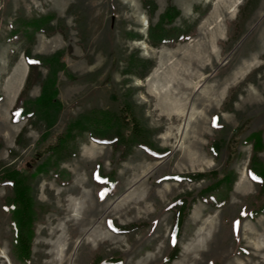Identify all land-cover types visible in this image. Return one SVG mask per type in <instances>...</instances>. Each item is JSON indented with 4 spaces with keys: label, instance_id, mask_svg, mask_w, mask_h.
Returning a JSON list of instances; mask_svg holds the SVG:
<instances>
[{
    "label": "rangeland",
    "instance_id": "1",
    "mask_svg": "<svg viewBox=\"0 0 264 264\" xmlns=\"http://www.w3.org/2000/svg\"><path fill=\"white\" fill-rule=\"evenodd\" d=\"M151 1L148 16L142 0H0V173L34 172L43 132L51 142L72 118L95 109L117 113L125 104L150 149L163 155L152 158L133 145L121 159L119 149L76 136L75 156L60 163L69 182L51 173L32 181L41 207L25 264H264V213L257 212L264 192L247 173L253 159L264 166V0ZM168 5L180 14L169 28L188 32L183 41L152 46L148 27ZM44 16L56 29L28 40L23 23ZM24 51L59 53L69 72L56 74L61 109L47 131L36 116L10 120L28 71L13 79L26 64ZM141 60L151 63L145 77L127 73ZM24 95L36 98L39 86ZM251 134L261 151L245 141ZM98 166L114 180L108 191L95 182ZM190 173L207 176L168 179ZM227 174L234 180L224 205L197 198ZM185 194L190 207L174 241L171 205ZM10 195L1 185L0 264H21L11 255V220L2 206ZM124 226L126 233L113 229Z\"/></svg>",
    "mask_w": 264,
    "mask_h": 264
},
{
    "label": "trees",
    "instance_id": "2",
    "mask_svg": "<svg viewBox=\"0 0 264 264\" xmlns=\"http://www.w3.org/2000/svg\"><path fill=\"white\" fill-rule=\"evenodd\" d=\"M141 4L147 15L151 16L155 10L153 1L142 0ZM179 15V11L171 5L164 9L157 22L148 27L147 37L150 45L159 46L185 39L189 27H185L182 30L169 28ZM51 19L52 16H44L24 22L22 27L20 25V29L24 31L27 39L30 40L31 35L35 32L48 33L56 29L49 26ZM20 29H14L11 35H15ZM59 31H61V28H59ZM23 56L28 71L23 89L18 94L10 110V120L12 122L28 121L36 116L46 128L45 131H47L56 123L61 109V104L57 100L56 74L57 72H63L67 77H70L69 72L64 63L60 61L59 53L43 57L39 55L32 56L28 51H24ZM128 65L132 67L133 62H129ZM39 67H43L46 70L45 75L41 74ZM150 67V62L141 60L137 64V70L131 69L127 73H131L137 78H143ZM34 84L39 86V95L34 99L25 97L24 93ZM83 133H86L88 138L95 143L109 144L115 150L119 149L121 151V159L128 154L133 145L142 148L152 158L163 156L150 149L145 138H143L142 128L130 113L128 104L119 107L117 113H108L98 109L84 112L67 122L63 131L51 142H46L47 137L43 132L37 142V149L34 151L32 158V161L37 163L34 172L23 173L12 169L4 170L0 173V186L7 185L11 189V195L5 197L2 202V206L9 213L11 220V255L13 259L21 264L27 263L30 259L31 241L34 236L33 224L39 219L38 210L41 207L33 195L32 181L39 173H51L59 184L66 185L69 180L65 178L66 172L60 170V163L75 156L74 139ZM245 141L252 144L255 152L263 149L258 135L251 134ZM211 149L214 153L213 148ZM40 159L42 160L38 163ZM93 172L95 182L103 187V191H108V189L114 187L115 183L111 174H102L100 166ZM247 173L253 182L259 186L260 192H264V166L253 159L247 167ZM206 176L207 174L204 173H190L171 176L168 179L177 182H193L202 180ZM233 180L227 174L220 180H216L214 184L207 185L200 190L197 198L214 208H218L228 200V191ZM223 186H226V189L221 194ZM188 195L185 194L175 199L171 205L173 213L169 233L174 241L179 238L182 224L190 207ZM197 198L193 197L191 201ZM257 212L264 213V209ZM113 229L117 233H126L128 231L126 226ZM173 250L172 254L165 259V262L168 263L175 258L176 243Z\"/></svg>",
    "mask_w": 264,
    "mask_h": 264
},
{
    "label": "bare ground",
    "instance_id": "3",
    "mask_svg": "<svg viewBox=\"0 0 264 264\" xmlns=\"http://www.w3.org/2000/svg\"><path fill=\"white\" fill-rule=\"evenodd\" d=\"M142 23H143V21H141ZM21 65H23V68H21L20 67V65H18V68H16L15 69V73H14V76H13V79L16 81L17 80V78H18V75L20 74V73H23L25 70H26V64H24V63H22ZM19 71V72H18ZM26 72V71H25ZM244 180V179H243ZM60 253H62V252H60ZM59 255H61V254H59Z\"/></svg>",
    "mask_w": 264,
    "mask_h": 264
}]
</instances>
